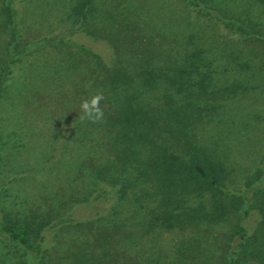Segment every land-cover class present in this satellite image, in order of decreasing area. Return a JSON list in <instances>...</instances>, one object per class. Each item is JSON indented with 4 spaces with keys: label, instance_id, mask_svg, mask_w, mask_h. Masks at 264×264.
Returning a JSON list of instances; mask_svg holds the SVG:
<instances>
[{
    "label": "rangeland",
    "instance_id": "obj_1",
    "mask_svg": "<svg viewBox=\"0 0 264 264\" xmlns=\"http://www.w3.org/2000/svg\"><path fill=\"white\" fill-rule=\"evenodd\" d=\"M92 1L98 12L80 25L67 17L73 0H16L23 44L30 53L14 63L0 96V222L27 219L37 227L48 220L40 232L43 240L38 235L33 242L36 251L45 248L46 264H229L237 253H244L246 264H264L262 229L261 247L249 242L243 250L241 243L243 234H257L260 209L251 208L241 218L232 209L224 219L201 220L183 214L197 205L190 196L180 208L183 213L167 226L169 222L147 211L167 208L153 176L147 177L149 171L141 177L146 180L137 195L119 200L107 193L92 200L101 185L93 167L115 158L112 132L102 130L105 123L109 126L119 91L123 86L131 91L132 78L144 69L170 64L196 47L207 49L210 63L205 69L212 71L214 86L224 89L233 77L250 86L244 95L218 99L223 104L218 115L211 110L192 113L179 131L175 118L168 120L164 114L175 107L170 90L163 84L152 90L138 86L156 117L154 149L162 143L184 156L191 139L196 149L213 152L233 166L226 181L238 189L264 152V40L238 37L193 0ZM207 4L264 31V0ZM6 31L0 27V55ZM236 61H246V67ZM116 71L129 74L119 91L109 81ZM98 93L104 97L103 121L81 120V101ZM151 188L153 196L146 192ZM252 192L249 186L245 197ZM124 201L132 208L107 211ZM101 204L103 213L97 214ZM124 217L125 222L119 221ZM19 258L0 226V264H20Z\"/></svg>",
    "mask_w": 264,
    "mask_h": 264
},
{
    "label": "trees",
    "instance_id": "obj_2",
    "mask_svg": "<svg viewBox=\"0 0 264 264\" xmlns=\"http://www.w3.org/2000/svg\"><path fill=\"white\" fill-rule=\"evenodd\" d=\"M193 1L198 5V9L205 8L204 14L207 17L214 16L225 22L238 37H255L264 40V31H261L260 27L249 24L248 20L220 13V9L208 5L207 0ZM20 12L21 9L16 0H3L0 4V27L5 31L7 29L0 55V96L8 87V79L12 76L14 63L22 60L25 54L30 53L27 44H23L22 32L19 28ZM97 12V5L92 0H73L67 17L80 25H87L88 19ZM206 50L203 47H196L192 51L186 50L182 58L174 59L170 64L159 67L152 65V67L144 69L139 73V77L132 78L133 81L135 80V84H132L133 81L131 84L135 87L131 91L123 86L129 80V74L126 71L111 73L109 79L111 85L118 91L123 86V90L119 91L120 99L113 114L110 115L109 121L107 120L109 126L105 128L107 125L105 123L102 132L104 134H106V130L112 132L115 158L112 160L109 158L97 167H93V177L99 179L101 185L96 188L97 191L92 200L101 199L102 195L107 193L117 194L119 200L127 199L130 193H133L134 196L137 195L142 189L141 184L146 180L144 178L141 180V177H145L149 171L150 175L148 174L147 177L153 176L156 184L154 187L161 193L163 206L167 207L147 210L154 214L153 217L160 218L163 222H169L166 224L167 226L171 225L170 220L173 222L174 218L183 213L180 208L183 203L188 202L190 196L194 201L196 200L197 205L190 207L183 214L201 220L224 219L232 209H235L241 218L251 208H257L260 209L257 213V218L259 217L257 234L249 233V229H246L249 234H243L241 243L243 250H246L245 246L249 242H257L258 249L261 247V229L264 231V152L261 162L255 163L254 170L248 172L243 184L235 190L226 181L229 173L233 171V166H229L225 159L213 152L196 149V146L190 143L191 139L187 142L189 146L184 156L177 154L170 145L162 143L157 146V149H154L153 133L157 125L156 117L152 113L151 102H147L139 94L143 88L137 90L138 86L152 90L161 86L160 84L170 90L168 93L170 92L169 96L175 107L171 109L172 111L165 109L164 114L167 115L168 120L175 118L174 123L178 128L177 131L182 130L180 126L186 123L185 119L194 112L211 110L218 115L220 113L217 111L218 107L223 106L219 100H224L226 94L230 97L238 93L244 95L246 88L250 85L248 86L245 79L233 77L224 85V89L214 86L212 71L205 69L209 67L210 63L206 60ZM238 62L236 61L240 67H246V61ZM111 69L113 70V68ZM176 93L178 96L174 97ZM221 93H225V95L223 96ZM187 137L186 135L185 138ZM103 143L106 145L108 153L111 148L109 149L107 146L106 140ZM100 146L105 148L102 143ZM135 162L137 165L132 169L131 163ZM249 186L253 191L250 193L252 197H245ZM151 190L152 188L146 191L149 196L154 194ZM245 198L249 199V205L246 207L243 205ZM254 199H257L255 203ZM173 202L178 205L169 207L168 205ZM252 204L253 206L257 204V207H250ZM128 208H132V206H129V202L124 201L122 204H112L107 211L111 214L121 213L126 212ZM102 210H104V204H101L100 209H95V212L100 214V212L103 213ZM125 219L124 217L119 221L125 222ZM82 222L79 224L81 225ZM46 223L48 220L35 227L33 221L27 219H6L0 222L1 229L7 237V243L13 246L14 251L19 254L18 262L20 264H46L43 252L45 248L41 247L36 251L33 245L34 240L39 239L36 236L39 235L43 240L44 234L40 232L41 230L45 232L44 224ZM117 225H122V223H117ZM32 236H34L33 239ZM248 236L253 239L249 241ZM257 249L253 248L252 252ZM243 254L237 253V257L231 258L229 264H246L242 259Z\"/></svg>",
    "mask_w": 264,
    "mask_h": 264
},
{
    "label": "clouds",
    "instance_id": "obj_3",
    "mask_svg": "<svg viewBox=\"0 0 264 264\" xmlns=\"http://www.w3.org/2000/svg\"><path fill=\"white\" fill-rule=\"evenodd\" d=\"M102 94H95L80 103L82 115L81 120H88L93 123L102 122L104 119L103 109L100 107V102L103 99Z\"/></svg>",
    "mask_w": 264,
    "mask_h": 264
}]
</instances>
